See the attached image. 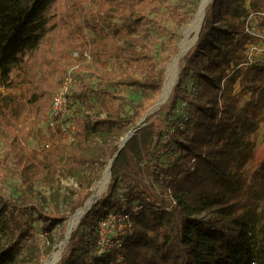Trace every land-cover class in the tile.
<instances>
[{
  "label": "trees",
  "instance_id": "16d2710c",
  "mask_svg": "<svg viewBox=\"0 0 264 264\" xmlns=\"http://www.w3.org/2000/svg\"><path fill=\"white\" fill-rule=\"evenodd\" d=\"M168 2L0 0V86L8 92L0 96V120L11 128L28 119L21 98L31 114L50 118L52 92L68 71L55 80L47 67L41 82L26 65L44 51L57 22H68L72 37L93 32L81 44L90 61L79 59L71 70L69 113L54 118L74 126L73 141L61 157L51 148L43 170L33 156L25 165L18 156L28 171L21 194L0 188V264L44 263L56 249L53 231L60 227L66 237L68 220L92 195L122 138L152 107L167 66L159 59L167 47L156 33L166 31L165 20L184 25L192 18ZM250 10L264 11V0L209 3L170 98L114 157L107 193L84 214L56 264H264V134L259 144L253 139L264 120V61L248 54L257 40L245 32ZM56 174L77 181L69 212L46 210L25 190L38 175ZM136 204L123 247L97 255V219Z\"/></svg>",
  "mask_w": 264,
  "mask_h": 264
},
{
  "label": "rangeland",
  "instance_id": "374dc122",
  "mask_svg": "<svg viewBox=\"0 0 264 264\" xmlns=\"http://www.w3.org/2000/svg\"><path fill=\"white\" fill-rule=\"evenodd\" d=\"M200 2L201 0H169L168 2L171 5L177 7V9H179L182 13H192V18L188 23L184 25H180L179 23L172 20H165L164 24L166 26V31H164L163 33H159L158 31V33H156L157 41H163V44L167 47L165 51L159 50V59L162 60L163 64H167V66L162 90L155 97L152 103V107L150 108V112L152 113L158 110L163 105L162 104L159 107L155 108L157 101L163 93L169 67L171 66L175 58L180 54V41L184 38V31L186 27L192 22L195 14L197 13ZM251 16V25L256 28L258 35L257 40L254 43L249 44L248 54L253 61H264V23L262 19V17L264 16L258 15L257 17H255L254 14H252ZM67 18L68 16H65V19ZM205 19L206 13L200 30L198 32H192L186 37L187 49L182 54L178 62V76L176 78L175 86L177 85L178 79L181 77L182 65L185 63L189 51L194 47L199 39V34L202 30L203 24L205 23ZM56 20H58V17L56 18ZM63 22L64 20H62V22H57V25H55V27L52 29V35L47 37L45 40L43 46L44 51L38 53L26 65V68L30 69L32 72H35L38 77L43 76V74L45 73L44 71L47 67L53 70L55 69V80H57L62 73H65L67 71V74H70L72 76L71 70L72 68L78 67L80 65L79 59L84 60L85 63H88L90 61L89 56H86L85 53H83V46L81 44L89 43L90 38L93 36V32L88 28H84L82 33H74L75 37H72V35H68L67 28L69 26V23ZM60 37H64V40L62 42L63 51L61 55L57 51V48L59 47L58 43ZM175 45H177V48H174ZM158 46L159 45L157 42V48ZM57 69L59 70L57 71ZM42 78L41 82L47 81L46 76H43ZM189 81H191V79H189ZM174 87L172 88V90L174 89ZM120 88H122L123 91L126 94L130 95L133 99H137L139 97V94L137 92H132L130 91V89H126L125 87ZM57 89L52 92V96ZM4 95L7 96L8 92H6V89L4 87L0 86V96ZM23 99L24 98H21L22 103H19L21 108H24L26 106V115L28 116L27 120H25L23 123L18 124L16 128H11L8 126L9 123L0 120V188L5 195L11 197H16L21 194V189L23 187L21 182L22 176L24 175V172L25 177H27L28 175L26 173L28 171H25L24 169V158L27 159L28 157L33 156L34 160L36 162H39L38 164L40 166V169L43 170L45 166L43 165V162H45L47 153H49L50 149H56L58 151L57 157H61L64 155L66 148L74 139L73 132H71V130L69 133L67 132L69 128L63 131L64 127L66 126L65 123L54 122L52 124L51 118L46 119L39 114H31L29 105L23 102ZM167 101L168 99L166 100V102ZM263 134L264 120L263 122H261L259 129L255 133H253V139L256 144H259L261 142ZM33 152H36L37 155L35 156ZM30 153L33 155H30ZM18 156L22 159V161L24 160V165L16 161V158ZM107 168L108 165H106V167L102 171L100 179L97 180L92 186L91 196L94 195L95 191L98 192L95 197L94 203L98 202L109 189L111 179L103 190H100L99 188L100 183L107 173ZM48 176V179L45 180L44 177H40V175H38V180L33 182L31 188L25 189L26 192L31 194L33 200L40 203L46 210H50L51 205H56L62 212H69V205L71 202L69 199V192L73 187L78 186L76 179L71 177L64 178L57 174L55 176L52 175V177L51 175ZM122 191H124L123 187L118 188V190L116 191V195L118 196ZM88 199L81 208L85 206ZM104 204V202H101L99 204V207L103 206ZM81 208H78L73 213V215ZM73 215L68 220L67 232L68 224ZM83 216L84 214L81 216L78 223L73 227L72 231L75 228L79 227ZM37 228L38 233L42 237L45 244H49L47 233H43L38 224ZM81 230L82 228H80L78 231L80 232ZM67 232L64 236L67 235ZM53 237L57 241L56 249L49 254V256L44 260L43 264H45L46 261L51 258L55 252H60L58 259L59 261L61 259L64 248L67 246V243L69 241L66 240L67 236L64 238L61 237L60 227L56 228L53 231ZM117 260H119V257L117 258Z\"/></svg>",
  "mask_w": 264,
  "mask_h": 264
},
{
  "label": "built area",
  "instance_id": "2783aa9c",
  "mask_svg": "<svg viewBox=\"0 0 264 264\" xmlns=\"http://www.w3.org/2000/svg\"><path fill=\"white\" fill-rule=\"evenodd\" d=\"M252 14L257 17L258 15H264V11L250 10L249 14L245 18V32L257 37V30L251 25ZM84 53L90 58V52L88 50H85ZM71 82L72 76L70 74H67L66 78L53 95L50 112L52 124L55 122L54 118L56 116H64L69 113V99L67 94ZM67 126H69V130H67V132L69 133L70 130L71 132H73L72 129L74 128V126L69 124L64 127L63 131L67 129ZM174 204L175 202H172L171 206H173ZM140 207L141 205L136 204L134 205L132 210H127L124 208L111 210L97 219V255H101L104 252L112 249H119L123 247L124 237L132 231V212L138 211Z\"/></svg>",
  "mask_w": 264,
  "mask_h": 264
},
{
  "label": "bare ground",
  "instance_id": "6f19581e",
  "mask_svg": "<svg viewBox=\"0 0 264 264\" xmlns=\"http://www.w3.org/2000/svg\"><path fill=\"white\" fill-rule=\"evenodd\" d=\"M211 2V0H201L199 9L197 13L195 14L192 22L186 27L184 31V38L180 41V54L175 58L171 66L169 67L167 79L165 81L163 93L160 96L159 100L157 101L155 108L159 107L160 105L164 104L168 97L170 96V93L172 91V88L176 84V78L178 76V62L180 60V57L187 49V40L186 37L191 34L192 32H198L201 28V25L203 23V20L205 18L206 8L208 4ZM124 138V137H123ZM110 170L109 167L107 168V173L102 180V182L99 185L100 190H103L104 187L108 184L110 180ZM97 191H95L93 198L87 201L85 206L81 208L78 212H76L73 217L71 218L69 222V230H72L73 227L78 223L83 213L86 211L88 207L94 202L95 197L97 195ZM60 252H55L51 258H49L45 264H54L59 259Z\"/></svg>",
  "mask_w": 264,
  "mask_h": 264
},
{
  "label": "water",
  "instance_id": "95a60500",
  "mask_svg": "<svg viewBox=\"0 0 264 264\" xmlns=\"http://www.w3.org/2000/svg\"><path fill=\"white\" fill-rule=\"evenodd\" d=\"M213 0H211V2H212ZM209 5V4H208ZM170 97V96H169ZM169 97H168V99H169ZM152 112H150V110L146 113V115L142 118V120L140 121V122H138L137 123V125H136V127L135 128H133V129H131L125 136H124V138H122V141H121V143H120V146H119V150H118V152L115 154V156L114 157H116L117 155H118V153H119V151L124 147V145H125V143L135 134V132L138 130V129H140L142 126H144L145 125V123H146V120H147V117L151 114ZM114 157L109 161V164H108V167H109V170H110V179H111V177H112V171H111V168H112V163H113V161H114ZM91 198H93V196H91L88 200H90ZM93 204H94V202L90 205V207H88L87 209H86V211L83 213V214H85L87 211H89L91 208H92V206H93ZM71 233H72V230H69V224H68V232H67V237H66V240L68 241L69 240V238L71 237ZM58 261V260H57Z\"/></svg>",
  "mask_w": 264,
  "mask_h": 264
}]
</instances>
